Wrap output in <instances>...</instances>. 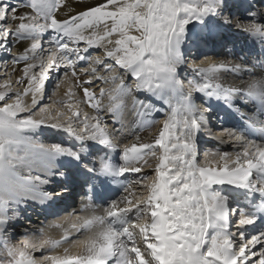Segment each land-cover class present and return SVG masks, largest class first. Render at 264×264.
Here are the masks:
<instances>
[{"label":"snow or ice","instance_id":"1","mask_svg":"<svg viewBox=\"0 0 264 264\" xmlns=\"http://www.w3.org/2000/svg\"><path fill=\"white\" fill-rule=\"evenodd\" d=\"M232 27L259 45L258 63L205 57L185 85L179 69L190 50L220 41ZM0 53L10 58L0 64L21 72L0 84V264H264V142L248 139L264 141V0H0ZM79 62L88 66L77 71ZM62 67L95 115L74 107L71 87L41 106L50 74ZM238 73L249 79L226 81ZM97 80L107 85L98 93L88 87ZM194 94L235 112L248 108L244 130L220 133L243 150L213 154L216 167L197 163V134L211 109L200 108ZM156 101L169 112L154 142L136 136L122 144L125 113L151 127L145 118L160 111ZM149 152L158 162L155 178L141 185L147 195L129 183L96 214L93 197L104 199L110 184L139 173ZM70 185L86 189L81 210L91 215L80 226L59 239L11 242L30 202L55 207ZM241 198L245 208L233 207ZM71 231L84 238L74 240ZM70 240L77 254L56 251ZM37 251L56 254L37 259Z\"/></svg>","mask_w":264,"mask_h":264},{"label":"bare ground","instance_id":"2","mask_svg":"<svg viewBox=\"0 0 264 264\" xmlns=\"http://www.w3.org/2000/svg\"><path fill=\"white\" fill-rule=\"evenodd\" d=\"M88 3H95L96 0H87ZM246 22V21H245ZM231 39L232 42H227L225 44V47H219L218 44L220 42L224 41V39ZM213 46L214 49L210 48V52L212 55L213 60H231L234 61L237 64L244 63L247 67L251 68L252 64L258 63L257 61V53L259 52V45H253V41L251 38L246 37L245 33L242 31H238L235 29V27L225 29L223 38L210 45L209 47ZM24 45L21 46V51L23 49ZM45 47H47V44H45ZM81 47H83V44H81ZM198 50H205V48H199V49H192V54L187 55V66H189L188 71L190 72L189 76L195 78L197 75L194 71V65L200 64L204 59L196 57L193 54H199L197 51ZM17 49L14 47L13 52H16ZM101 50H95V49H90V54L95 56V55H100ZM205 52V51H204ZM208 51V53H210ZM3 53H0V57L3 58L4 60H10L7 56L3 55ZM188 57V58H187ZM88 65L86 62H79L77 64V71H80L83 68H86ZM22 67V64L21 66ZM79 67V68H78ZM181 69V68H180ZM0 84L3 83L4 79L3 77L6 76V79L10 78L12 81H15L16 78L21 75V72L19 69L13 74L10 68H5L2 64H0ZM255 71H259L256 69ZM67 73V75H66ZM56 74L60 76V78L55 82V85L52 86L51 88H45V95L43 100L41 101V106L49 105L51 103V100L49 99L52 97V99L55 100H60L65 98V93L69 87L73 89L75 92V106H78L81 112H89L92 115H95L96 113L88 106L87 103L82 102L84 101L82 89L79 88L78 86H75L72 79H71V69H65L61 68L59 71H56ZM51 81L56 78L55 74L51 73ZM180 77L183 79L184 83L187 85V80L190 79V77H187L183 71H180ZM85 80L89 79V77L85 76ZM226 81L228 82H235V83H242L249 79V76L245 73H238V74H228L225 76ZM57 82L60 83L59 88L56 87ZM129 82V81H128ZM130 83V82H129ZM102 81H95L92 85H88L91 89H94L99 91L100 88L106 87ZM23 85H17L13 83L12 88L13 89H18L22 88ZM46 87V84H45ZM56 92V95L53 97V92ZM202 94H194L195 98V103L200 107L204 108L203 105L205 103V100L207 98L201 99L200 97ZM142 98V97H141ZM71 102V101H68ZM105 103L107 101L105 100ZM203 104V105H202ZM222 108H221V114L222 117H225V114H234L235 117L238 120V124L232 128H237L239 130H244L246 125H247V119L246 116H244V113H248V108L241 107L240 112H235L233 110L228 109L222 102H220ZM2 106V105H0ZM59 107V105H56ZM156 108L160 109V111H153L148 117L145 119L149 121H154L153 125L151 127H145L139 117H136L134 115H128L127 112L125 113V120H124V133L123 136L119 135L117 136L118 139L121 140V143H131L134 142V139L136 136H139L141 138V142L143 143H153L154 140L153 138L156 137L159 132L162 130V126L164 121L167 119V113L169 112V108L167 105L156 101ZM160 114V115H159ZM100 116L102 119L107 120L108 126L111 127H116L120 128L119 124L113 125L111 123V117L107 116L105 113L101 112ZM225 125L221 124L220 128L215 134H212L209 132L208 127L205 129H202L200 133L197 134V142L202 140L200 145V150H199V156L197 157V163L200 165L204 166H210V167H216V162L219 160L218 155H213V154H218V153H229L230 155H235L236 152L242 151L243 150V145L240 147H237L236 144L237 142L230 140L227 136H220L221 131L226 127H223ZM143 129V130H141ZM204 131V133H203ZM208 132L212 136V141L213 143L209 142L211 141V136L208 134ZM216 134L218 136L216 137ZM47 135H51V133H47ZM210 136V137H209ZM256 137L253 138L251 135L248 136L249 140H256L257 143H261L264 141H261L258 137V135H255ZM65 138H67L65 136ZM209 139L208 142L204 141L205 139ZM232 142V143H229ZM46 142H53L51 140H47ZM197 150V151H198ZM115 155V154H113ZM156 155H159V150H157ZM146 159L148 160V164H141L138 165L141 167V171L139 173H126L124 177L121 178V184H110L109 185V193L110 195L105 196L104 199H97L93 197L91 201L92 208L96 209V214H100L102 209L107 206V202L110 201L111 199H115L121 194H123V186H127L129 183H131V179H140V175L143 177L147 176L149 173L152 172L153 176L148 177L147 183H150L156 176L155 172V165L158 162L155 157L151 155L149 152L148 155L146 156ZM221 164L223 162H220ZM36 174V173H34ZM135 182V181H134ZM145 183V182H143ZM145 183V184H147ZM132 185V183H131ZM227 187V186H226ZM74 188V189H73ZM140 191L136 190L133 186L132 189L136 193L137 196L140 195H147V190L143 188L141 185L139 186ZM47 191H52L51 187H46ZM73 190V193H75L78 189L76 188V185H72L69 187V190L67 193H70ZM219 190V189H218ZM118 191V192H117ZM66 193V194H67ZM71 199L70 197H66ZM131 198V197H130ZM243 200V199H242ZM85 201V197L79 196V199L76 201V203H68V204H63L61 202L58 203L56 206L57 209H53V207H46L45 209L41 207H37L38 205H35L33 203H29L30 209H23L20 214V218L15 222L14 228L12 229V232H15V236L12 239V243L15 242L17 239L18 235L23 232L26 236L23 237L28 240H32L33 242H42L49 237L59 239L62 234L65 233L66 230H71L72 226H80L82 224V217L91 215V212H84L82 211V204ZM39 203V202H38ZM40 204V203H39ZM244 204H246V201H244ZM46 206V205H42ZM47 215V216H46ZM238 219V217H237ZM53 221H59L63 224V227L61 228H52L50 225H52ZM19 225H23V227H18ZM19 228V229H17ZM36 229V230H33ZM43 230V234H41L40 230ZM17 230V231H15ZM71 235L74 238V240L79 241L84 238L83 233H76L75 231H71ZM22 238V239H23ZM63 248H69L71 254L75 255L77 254L80 249L75 246L73 241H69L68 243L63 244L59 249L56 251L59 252L60 254H63ZM258 250V249H257ZM49 254H56V252L49 253L47 251L45 252H40L37 251L34 255L37 259L42 258V256L49 255ZM111 264V262H110Z\"/></svg>","mask_w":264,"mask_h":264},{"label":"rangeland","instance_id":"3","mask_svg":"<svg viewBox=\"0 0 264 264\" xmlns=\"http://www.w3.org/2000/svg\"><path fill=\"white\" fill-rule=\"evenodd\" d=\"M227 42H232L231 41V39H227V38H225L224 39V41H222V42H220V44H218V46L219 47H225V44L227 43ZM228 44V43H227ZM210 48L211 49H214V47L213 46H211V47H207V48H205V50H198L197 52L199 53L198 55L197 54H193V55H195V58L196 57H198L199 56V58L201 59V58H205V57H211L212 58V55H211V52H210ZM192 50V49H191ZM186 51H189L188 49H186ZM205 51V52H204ZM208 51L210 52V53H208ZM191 53H192V51H191ZM3 55H4V53H3ZM2 55V56H3ZM1 58V57H0ZM188 58V57H187ZM188 63V62H187ZM79 68V67H78ZM188 69H189V66H187V64L185 65V66H182L181 67V69H179V71H183V73H185V75H187V77H190L189 76V74H190V72L188 71ZM0 72H1V70H0ZM52 74H55L56 75V78H54L52 81H51V83H50V79H51V76H50V78L48 79V81L46 82V87L45 88H51L52 86H54L55 85V82L60 78V76H58L57 74H56V71L55 72H52ZM51 75V74H50ZM181 78V77H180ZM3 79H6V76H4L3 77ZM190 79H192V77H190ZM181 80H183V79H181ZM129 82H131L130 80H129ZM186 85V84H185ZM9 102H11V101H9ZM160 115V114H159ZM208 134L211 136V134L208 132ZM209 136V137H210ZM217 137V136H216ZM209 139H211V141H209V142H211V143H213L212 141H214V139L212 140V136H211V138H209ZM208 138H207V142H208V140H209ZM205 141V140H204ZM214 142H216V141H214ZM229 143H232V142H230L229 141ZM233 144V143H232ZM233 145H236L237 147H240L241 145L239 144V143H236V144H233ZM197 155H198V152H197ZM198 157V156H197ZM148 177H152L153 176V174H152V172L151 173H149L148 175H147ZM147 176H145V177H143L142 175H140V178H141V180L140 179H131V183H132V186L136 189V190H138V191H140V188H139V186L140 185H142V184H145V183H147ZM135 181V182H134ZM143 182H145V183H143ZM68 200V199H67ZM76 197H75V199L73 200V202H76ZM70 202H72V201H70ZM37 207H39V206H37ZM18 227H23V225H19ZM17 229H19V228H17ZM33 230H36V229H33ZM15 231H17V230H15ZM14 233V236H15V232H13ZM26 235L23 233V232H21V234H19L18 235V237H17V239L15 240V242H13V243H18V242H20L21 240H25V238H23V237H25ZM23 238V239H22Z\"/></svg>","mask_w":264,"mask_h":264}]
</instances>
